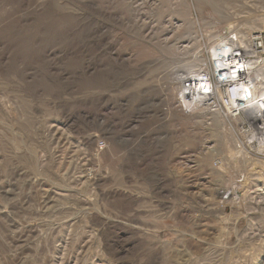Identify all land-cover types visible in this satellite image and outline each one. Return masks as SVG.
Wrapping results in <instances>:
<instances>
[{"label":"rangeland","instance_id":"obj_1","mask_svg":"<svg viewBox=\"0 0 264 264\" xmlns=\"http://www.w3.org/2000/svg\"><path fill=\"white\" fill-rule=\"evenodd\" d=\"M232 27L264 0H0V264H264V145L179 100Z\"/></svg>","mask_w":264,"mask_h":264},{"label":"built area","instance_id":"obj_2","mask_svg":"<svg viewBox=\"0 0 264 264\" xmlns=\"http://www.w3.org/2000/svg\"><path fill=\"white\" fill-rule=\"evenodd\" d=\"M244 34L239 27L219 33L211 49V65L184 78L179 96L184 102L207 104L235 121L240 133L264 145V85L255 73L264 65L263 33Z\"/></svg>","mask_w":264,"mask_h":264},{"label":"bare ground","instance_id":"obj_3","mask_svg":"<svg viewBox=\"0 0 264 264\" xmlns=\"http://www.w3.org/2000/svg\"><path fill=\"white\" fill-rule=\"evenodd\" d=\"M217 10V9H216ZM196 72L197 71H195L194 73H192V75H194V74H196ZM177 74V73H176ZM258 74V73H257ZM187 77V75L186 76H184V78H186ZM260 77V76H259ZM183 77H182V79H184ZM260 79H261V77H260ZM264 80V79H263ZM182 89V88H181ZM181 91V90H180ZM181 100V99H180ZM184 101V100H183ZM187 103H188V106H187V108L189 107V104L190 105H194L195 107H196V109L197 108H200L201 109V111H203L202 109H203V107H206V106H208L207 104H205V103H199L198 101H192V100H189V101H186ZM178 104V103H177ZM201 104V105H200ZM182 105H184V104H182ZM190 108V107H189ZM199 110V109H198ZM205 110V109H204ZM191 111V110H190ZM200 111V112H201ZM204 112V111H203ZM181 119V118H180ZM188 119V118H187ZM193 121V120H192ZM111 125V124H110ZM107 132V131H106ZM258 161V160H257Z\"/></svg>","mask_w":264,"mask_h":264}]
</instances>
